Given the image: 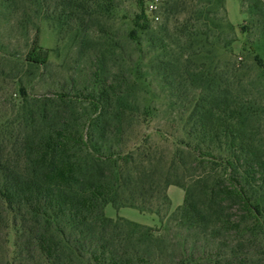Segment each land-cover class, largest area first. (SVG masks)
Segmentation results:
<instances>
[{"label":"trees","instance_id":"1","mask_svg":"<svg viewBox=\"0 0 264 264\" xmlns=\"http://www.w3.org/2000/svg\"><path fill=\"white\" fill-rule=\"evenodd\" d=\"M87 1L61 3L65 9L83 8ZM251 1L257 19L252 25L264 35L259 20L264 1ZM18 2L1 0V5ZM137 4L135 26L147 33L151 51L160 53L163 78L177 86L179 99L192 96L190 104L166 108L172 132L153 130L170 139L171 147L152 145L149 125L163 109L130 104L126 76L103 81L89 117L77 116L68 104L14 109L15 117L0 124V264H151L146 238L153 230L109 218L106 208L159 214L171 204V186L185 191L177 214L188 223L211 235L234 234L230 258L219 255L215 264H264L259 260L264 259V125L258 122L264 112L245 85L244 60L221 54L235 41L229 37L226 0L162 3L152 12L156 21L163 16L156 29L145 0ZM131 38L142 51L138 30ZM261 48L253 43L249 50L264 72ZM114 49L108 44L106 51L115 55ZM25 61L49 65L38 38ZM66 99L59 96L62 103ZM182 124L186 138L174 133ZM11 229L17 236L14 254ZM136 238L144 250H137Z\"/></svg>","mask_w":264,"mask_h":264},{"label":"rangeland","instance_id":"2","mask_svg":"<svg viewBox=\"0 0 264 264\" xmlns=\"http://www.w3.org/2000/svg\"><path fill=\"white\" fill-rule=\"evenodd\" d=\"M79 1L75 0L76 5ZM179 1L185 0H145L151 26L156 29L163 18L159 13L160 21H156L154 10L158 8L159 12L162 3ZM16 4L8 7L1 5L0 0V124L12 120L16 115L14 111L21 107L29 109L34 104L44 103L68 104L77 116L89 117L93 114L91 104L99 97L103 81L126 76L133 86L128 98L130 104H153L163 109L149 125L147 134L152 135V145L163 150L171 147L170 139L153 130L162 127L172 132L167 126L171 117L165 113L166 108L171 104H190L192 96L179 99L177 86H168L163 78L159 70L160 53L151 51L147 33L135 26L140 13L137 0H88L83 8L72 5L67 9L63 8L61 0H19ZM252 4L251 0H226L227 20L233 27L229 37L235 41L229 52L221 54L227 60H244L249 68L245 85H249L248 89L252 90L264 112V72L256 67L249 50L254 43L262 47L264 56V35L252 25L253 20H257ZM63 12L65 15L61 18ZM183 17L184 14L180 16ZM259 20L264 21L261 17ZM134 30H138L142 51L131 38ZM36 38L49 56V65L45 68L30 66L25 61ZM108 44L115 47V55L106 51ZM244 49L248 51L245 53ZM104 50L109 56L106 69L101 62ZM184 87L188 88L186 82ZM125 90L126 86L122 91ZM188 94H194L193 90L189 89ZM61 95L67 96L63 103L59 101ZM258 122L264 125V113ZM183 127L184 124L174 130L176 136L186 138ZM144 131L145 128L141 130ZM106 210V214H117L112 206ZM131 210L134 209L122 210L120 215L132 217ZM159 211V214L145 213L150 219L140 224L153 230L146 238L151 242L148 245L151 264H215L219 255L230 258L235 244L233 233L211 235L188 223L177 214L178 209L162 206ZM16 239V232L11 229L9 248L12 254L16 251ZM135 246L142 251L146 245L136 238ZM259 260L264 263V259Z\"/></svg>","mask_w":264,"mask_h":264},{"label":"crops","instance_id":"3","mask_svg":"<svg viewBox=\"0 0 264 264\" xmlns=\"http://www.w3.org/2000/svg\"><path fill=\"white\" fill-rule=\"evenodd\" d=\"M168 195H169V198L171 201V204H170L171 208L178 209V208L183 206V204L185 202V191L183 189L170 187L168 190ZM126 209L130 210V208H123V209L117 211L116 212L117 214L111 212V213H107L106 215L112 219H116V218L120 217V218L127 219L129 221L138 223V224H144V223H146L145 222L146 220L150 219V218H147V214L141 213L137 210H131L132 211L131 213H134L132 217L128 218V217L121 216L120 213L122 212V210H126ZM152 216L154 217L155 215H152ZM152 220H153V218H152Z\"/></svg>","mask_w":264,"mask_h":264}]
</instances>
